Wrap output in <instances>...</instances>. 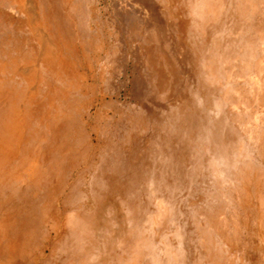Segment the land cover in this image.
<instances>
[{
    "label": "rangeland",
    "instance_id": "obj_1",
    "mask_svg": "<svg viewBox=\"0 0 264 264\" xmlns=\"http://www.w3.org/2000/svg\"><path fill=\"white\" fill-rule=\"evenodd\" d=\"M0 264H264V0H0Z\"/></svg>",
    "mask_w": 264,
    "mask_h": 264
},
{
    "label": "crops",
    "instance_id": "obj_2",
    "mask_svg": "<svg viewBox=\"0 0 264 264\" xmlns=\"http://www.w3.org/2000/svg\"><path fill=\"white\" fill-rule=\"evenodd\" d=\"M41 40H42V44L44 45V49H43V52L44 53H50L54 48L52 47L50 41H48V39H45L43 35L40 36ZM53 48V49H52ZM20 113H17V116H19ZM21 119L16 117L15 118V121H14V129H15V132H19V125L21 124Z\"/></svg>",
    "mask_w": 264,
    "mask_h": 264
}]
</instances>
